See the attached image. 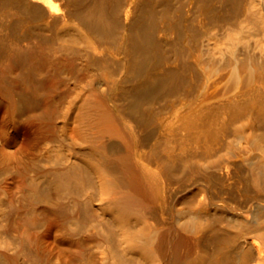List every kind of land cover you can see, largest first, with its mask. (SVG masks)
Here are the masks:
<instances>
[{
	"label": "bare ground",
	"instance_id": "1",
	"mask_svg": "<svg viewBox=\"0 0 264 264\" xmlns=\"http://www.w3.org/2000/svg\"><path fill=\"white\" fill-rule=\"evenodd\" d=\"M0 264H264V0H0Z\"/></svg>",
	"mask_w": 264,
	"mask_h": 264
}]
</instances>
